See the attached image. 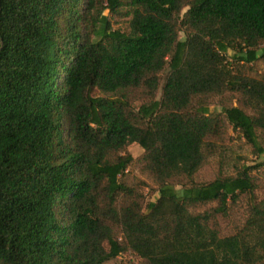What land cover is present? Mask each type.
I'll return each mask as SVG.
<instances>
[{
    "label": "trees",
    "instance_id": "obj_1",
    "mask_svg": "<svg viewBox=\"0 0 264 264\" xmlns=\"http://www.w3.org/2000/svg\"><path fill=\"white\" fill-rule=\"evenodd\" d=\"M259 61L264 0H0V264H264L254 167L196 180L226 120L264 155Z\"/></svg>",
    "mask_w": 264,
    "mask_h": 264
},
{
    "label": "rangeland",
    "instance_id": "obj_2",
    "mask_svg": "<svg viewBox=\"0 0 264 264\" xmlns=\"http://www.w3.org/2000/svg\"><path fill=\"white\" fill-rule=\"evenodd\" d=\"M111 19V23L114 29L120 28L125 30L127 27L126 19L120 18L118 16H112L106 12ZM180 38L184 40L186 38L185 33L181 32ZM233 54L232 51L228 53L230 57ZM253 73H261L264 71V65L262 62L254 63ZM163 74V78L165 77ZM157 98H160V93ZM237 104L234 95H226L223 97L215 96L211 99L210 109L214 114H221L226 120L225 115L223 114V105ZM139 102H137V105ZM227 137L222 144L220 153L212 157L208 164H206L196 175V180L200 182H207L213 180L217 176V172L220 165V160L224 161V166L227 173H235L237 167L239 166H253L252 174L255 176L256 182L258 184V189L256 190V195L258 198H261L264 195V155L259 156L255 153L253 147L246 142L245 138L241 134L234 130L233 127L227 122ZM127 151L132 154L135 161L128 167L123 179L130 184L136 183L140 185L137 181L143 180L147 182V186H141V191L145 197V204L154 201L158 198L159 192L156 185L149 179L147 174L142 171L139 158L142 156L144 150L137 144L132 143L127 147ZM180 187H178L179 189ZM246 203V199L241 200V205ZM239 207L234 212V215L231 219L224 222V231L230 232L233 226V220L240 219L242 217V212ZM123 262H131L133 264H140L141 260L133 254L131 251H126L114 259L109 261L110 264H120Z\"/></svg>",
    "mask_w": 264,
    "mask_h": 264
}]
</instances>
